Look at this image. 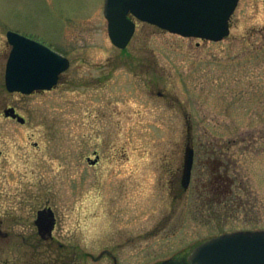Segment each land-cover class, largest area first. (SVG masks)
Instances as JSON below:
<instances>
[{
  "label": "rangeland",
  "instance_id": "rangeland-1",
  "mask_svg": "<svg viewBox=\"0 0 264 264\" xmlns=\"http://www.w3.org/2000/svg\"><path fill=\"white\" fill-rule=\"evenodd\" d=\"M104 4L0 0V109L10 103L26 118L0 116L6 226L23 234L50 200L64 256L76 251L79 264H112L104 248L122 264H155L223 232L264 228V0H239L223 40L138 22L124 49ZM9 29L70 58L54 89L7 91ZM24 247L20 236L2 242L0 264H27Z\"/></svg>",
  "mask_w": 264,
  "mask_h": 264
},
{
  "label": "water",
  "instance_id": "water-1",
  "mask_svg": "<svg viewBox=\"0 0 264 264\" xmlns=\"http://www.w3.org/2000/svg\"><path fill=\"white\" fill-rule=\"evenodd\" d=\"M239 0H105L104 14L112 42L125 48L133 37L136 20L155 24L173 33L219 41L230 34L231 16ZM13 44L6 85L25 94L52 89L70 66L68 57L49 46L9 30ZM13 111V109H11ZM14 116H16L14 114ZM186 144L182 185L188 188L195 151ZM192 264H264V230H239L214 236L189 254Z\"/></svg>",
  "mask_w": 264,
  "mask_h": 264
},
{
  "label": "flooded vegetation",
  "instance_id": "flooded-vegetation-1",
  "mask_svg": "<svg viewBox=\"0 0 264 264\" xmlns=\"http://www.w3.org/2000/svg\"><path fill=\"white\" fill-rule=\"evenodd\" d=\"M9 30H12V29H9ZM16 32H18V31H16ZM6 38H7L6 41H7L8 47L11 51L13 44L9 41L7 33H6ZM10 51H9V53H10ZM68 59L70 61V65H71V60L69 57H68ZM5 71H6V69H5ZM62 76H63V74H60V78H59L57 85L61 81ZM4 85H5V88L7 89L6 81H5ZM56 86H54L52 89H54ZM52 89H50V90H52ZM7 91H9V90L7 89ZM39 91H46V90H39ZM39 91H35V92H39ZM9 92L14 93L16 91H9ZM30 94H32V93H30ZM11 109H13V111ZM14 114L16 116H14ZM0 116H3V118L5 120H11L13 122L16 121L20 124L26 123V118L19 112V110L15 107V105H12L10 103L5 104L0 109ZM188 120L189 119L187 118V121ZM190 137H192V136H190ZM191 139L192 138H190V140ZM188 140H189V137H188ZM191 142H192V145H194L192 140H191ZM1 155H2V150L0 149V166L2 165L1 164V162H2ZM94 155H95L94 158H92V157L87 158L89 163L93 166H95L97 163H99V161L101 159V157L98 153H94ZM194 163H195V157H194ZM193 170H194V165H193ZM192 178H193V171H192ZM192 178H191V182H190L188 188H186V189L182 186V176H181V179L179 180L180 183H178V185L180 187H182L184 193H186V194H188V191L191 188ZM6 190H7L6 194L8 193L7 195H10L9 189L5 188L4 184H2V188L0 189V204H1V200L3 199V196H4L3 193ZM34 211H35V217L30 222V225H29L30 228L28 227V229L23 234H19V233L16 234L13 230H11L9 228V226H6L7 219L4 216L5 214H0V244L2 242L8 241L14 235L22 237L23 243L25 245L24 249H25V254L27 257V264H33L34 263L33 260H34L35 255H41L42 257H44L41 259L40 264H79V257L77 255L76 251L71 252L72 256L70 259H68L66 256H64L65 253L66 254L69 253L67 251L68 247L65 243L59 241L58 233L56 234V232L58 230L59 215H58V211L51 204V201L46 200L45 203H41ZM258 229L264 230V228H258ZM242 230H256V229L247 228V229H242ZM236 231H238V230H236ZM229 232H234V231H229ZM223 233H228V232H223ZM223 233H221V234H223ZM221 234H218V235H221ZM215 236H217V235H215ZM212 237H214V236H212ZM212 237H210V238H212ZM59 252H60L61 257H59ZM99 255H100V258L104 257V256L109 258L110 263H112V264H122L119 260L118 255L115 253V251L112 248H104L100 252ZM155 264H192V263L189 261V254H188V255H184L182 257L177 256V257L165 259V260H162V261L155 263Z\"/></svg>",
  "mask_w": 264,
  "mask_h": 264
}]
</instances>
